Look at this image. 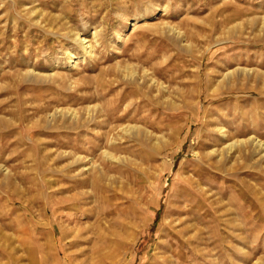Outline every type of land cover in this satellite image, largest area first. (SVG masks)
Here are the masks:
<instances>
[{
  "label": "rangeland",
  "instance_id": "1",
  "mask_svg": "<svg viewBox=\"0 0 264 264\" xmlns=\"http://www.w3.org/2000/svg\"><path fill=\"white\" fill-rule=\"evenodd\" d=\"M252 141L264 0H0V264H264Z\"/></svg>",
  "mask_w": 264,
  "mask_h": 264
},
{
  "label": "bare ground",
  "instance_id": "2",
  "mask_svg": "<svg viewBox=\"0 0 264 264\" xmlns=\"http://www.w3.org/2000/svg\"><path fill=\"white\" fill-rule=\"evenodd\" d=\"M156 30V29H155ZM89 47V46H88ZM245 74V73H244ZM237 76V75H236ZM261 92V91H260ZM90 109V108H89ZM92 109V108H91ZM96 109V108H95ZM94 111V110H93ZM95 112V111H94ZM86 113V112H85ZM55 114V113H54ZM62 114V113H61ZM65 114V113H64ZM91 114H92V112H91ZM72 115V114H71ZM74 115V114H73ZM66 116H67V114H66ZM76 116V115H75ZM89 116V115H88ZM55 117V116H54ZM74 117V116H73ZM90 117H92L91 115H90ZM89 117V118H90ZM92 119V118H91ZM128 132V131H127ZM250 146L252 147V149H254V150H256V152L257 151H259V149L260 150H263V152H264V145L262 144V143H257V142H251V144H250ZM264 154V153H263ZM8 174V173H7ZM7 174H4L5 175V179L7 180L8 179V176L9 175H7ZM99 176V175H98Z\"/></svg>",
  "mask_w": 264,
  "mask_h": 264
}]
</instances>
